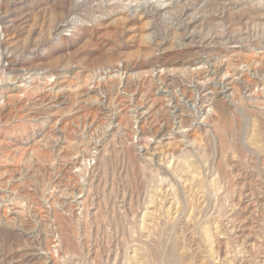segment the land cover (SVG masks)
<instances>
[{"label": "rangeland", "instance_id": "rangeland-1", "mask_svg": "<svg viewBox=\"0 0 264 264\" xmlns=\"http://www.w3.org/2000/svg\"><path fill=\"white\" fill-rule=\"evenodd\" d=\"M263 57L264 0H0V264H264Z\"/></svg>", "mask_w": 264, "mask_h": 264}, {"label": "bare ground", "instance_id": "bare-ground-1", "mask_svg": "<svg viewBox=\"0 0 264 264\" xmlns=\"http://www.w3.org/2000/svg\"><path fill=\"white\" fill-rule=\"evenodd\" d=\"M261 56V55H260ZM256 57H258L257 55H256ZM264 58V57H263ZM262 58V59H263ZM222 59H223V57H222ZM221 59V60H222ZM227 58H225L224 60H226ZM255 60V59H254ZM258 60V59H257ZM227 62H228V60H226ZM248 61V60H247ZM263 61V60H262ZM256 62V61H255ZM219 63V62H218ZM263 63H264V61H263ZM221 64V63H220ZM219 64V65H220ZM249 64V63H248ZM251 64V63H250ZM224 65H225V63H224ZM228 65V64H227ZM216 66H218V64L216 65ZM247 66H249V65H247ZM253 66V67H252ZM252 68H254V65L252 64ZM219 67H221V66H219ZM217 68V67H216ZM223 68V67H222ZM221 68V69H222ZM248 68V67H247ZM256 69V68H255ZM254 69V70H255ZM223 70V69H222ZM248 70V69H247ZM251 70V69H250ZM258 70V69H257ZM261 70V69H260ZM260 70H259V73H260ZM263 70V69H262ZM252 71H253V69H252ZM187 72V71H186ZM204 71H201V70H196L195 72H192V71H188L185 75H183L182 74V76H175V77H169V79H172L173 80V82H174V79L176 80V79H178V80H182V81H186V84H188L189 83V85H190V88H189V91L190 92H196L197 94H198V97L202 100V103L203 102H207L208 104L212 101V100H215V95L214 94H211V93H209L210 91H208V89H209V85L208 84H206L205 83V74L203 73ZM245 72H246V70H245ZM258 72V71H257ZM264 72V71H263ZM220 73V72H219ZM244 73V72H243ZM246 73H248V72H246ZM256 73V70L253 72V74H255ZM251 74V73H250ZM240 75H242V74H240ZM259 75V74H258ZM171 76V75H170ZM239 76V75H238ZM244 76V75H243ZM177 77V78H176ZM179 77V78H178ZM248 77V76H247ZM257 77V76H256ZM239 78V77H238ZM250 78V77H249ZM248 78V79H249ZM208 79V78H207ZM251 79V78H250ZM249 79V80H250ZM239 80V79H238ZM256 80H259V79H256ZM260 80H261V78H260ZM259 80V81H260ZM263 80V79H262ZM170 81V80H169ZM181 81V82H182ZM207 81V80H206ZM237 81V80H236ZM246 81V80H245ZM258 81V82H259ZM262 82V81H261ZM263 82H264V80H263ZM262 82V83H263ZM260 83V82H259ZM258 83V84H259ZM176 84V83H175ZM174 84V85H175ZM254 84V83H253ZM253 84H251V85H253ZM255 84H257V82H255ZM249 87V86H248ZM212 88V87H211ZM187 89V88H186ZM249 89V88H248ZM184 91H185V88L183 89ZM212 90V89H211ZM251 90V89H250ZM183 91V92H184ZM186 91H188V90H186ZM185 91V92H186ZM214 91V90H213ZM214 93H216V92H214ZM250 95H252V94H250ZM197 96V95H196ZM191 97V96H190ZM195 97V96H194ZM197 99V98H196ZM252 99H254V98H252ZM195 100V99H194ZM200 103H201V101H200ZM213 104V103H212Z\"/></svg>", "mask_w": 264, "mask_h": 264}]
</instances>
